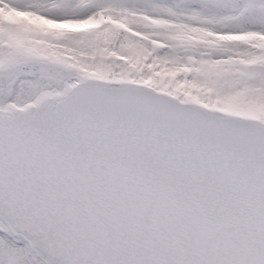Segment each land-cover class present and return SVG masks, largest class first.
I'll return each instance as SVG.
<instances>
[{
	"label": "snow or ice",
	"instance_id": "snow-or-ice-1",
	"mask_svg": "<svg viewBox=\"0 0 264 264\" xmlns=\"http://www.w3.org/2000/svg\"><path fill=\"white\" fill-rule=\"evenodd\" d=\"M0 264H264V0H0Z\"/></svg>",
	"mask_w": 264,
	"mask_h": 264
}]
</instances>
